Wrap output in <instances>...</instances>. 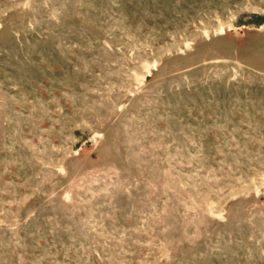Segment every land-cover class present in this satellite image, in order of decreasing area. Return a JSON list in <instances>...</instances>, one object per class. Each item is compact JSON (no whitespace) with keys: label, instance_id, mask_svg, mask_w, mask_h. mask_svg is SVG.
I'll return each mask as SVG.
<instances>
[{"label":"rangeland","instance_id":"374dc122","mask_svg":"<svg viewBox=\"0 0 264 264\" xmlns=\"http://www.w3.org/2000/svg\"><path fill=\"white\" fill-rule=\"evenodd\" d=\"M0 264H264V0H0Z\"/></svg>","mask_w":264,"mask_h":264}]
</instances>
